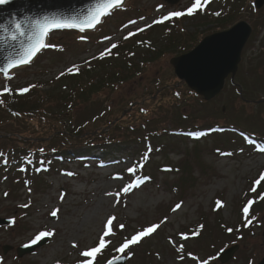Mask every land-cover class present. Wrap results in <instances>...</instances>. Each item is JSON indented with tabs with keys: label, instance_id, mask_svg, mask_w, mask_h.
<instances>
[{
	"label": "rangeland",
	"instance_id": "374dc122",
	"mask_svg": "<svg viewBox=\"0 0 264 264\" xmlns=\"http://www.w3.org/2000/svg\"><path fill=\"white\" fill-rule=\"evenodd\" d=\"M234 1L211 0L192 16L154 23L170 13L186 12L194 0L173 5L167 0H129L95 32L50 34L51 47L33 65L0 80V98L32 85L30 90L55 97L40 112L49 115L41 126L76 132L99 129V119L105 115L122 118L106 137L109 143L79 144L52 138L57 134L46 139L47 130L36 123L29 126V119L0 114V137L25 142L31 150L40 142L51 151H70L72 146L74 151L91 149L84 160L77 155L58 158L39 176L18 178L10 173L0 181V218L12 221L0 228V264H79L80 252L97 246L109 217L116 218L114 235L105 238L111 243L94 264H106L116 256H124L125 264H220L219 254L234 245L238 249L225 264L264 260V181L255 183L264 174V143L253 139H264V7L255 10L253 0H245L233 12L229 26L243 21L252 32L233 83L226 79L213 100L205 102L190 92L175 78L169 63L183 48L180 38L202 39L228 30L215 18L223 17ZM112 44L117 47L101 59ZM68 69H73L71 74ZM118 71L134 76L116 83L111 75ZM94 80L106 83L101 92L70 110L61 105L58 93ZM131 102L137 104L127 108ZM29 132L43 138H24ZM182 164L189 168L184 185L178 172ZM138 165H145L142 174L150 176L149 181L128 171ZM68 172L73 175H65ZM136 183L139 187L123 193L124 187ZM217 200L223 207H216ZM249 201L253 203L247 218L252 223L246 225L243 208ZM177 204L181 207L173 211ZM54 209H59L56 217L50 215ZM153 224L161 226L126 254L115 252L125 238ZM198 229L199 235H193ZM45 231L54 235L44 237L43 247L17 258L18 248L33 244ZM4 246L11 248L6 254Z\"/></svg>",
	"mask_w": 264,
	"mask_h": 264
},
{
	"label": "water",
	"instance_id": "95a60500",
	"mask_svg": "<svg viewBox=\"0 0 264 264\" xmlns=\"http://www.w3.org/2000/svg\"><path fill=\"white\" fill-rule=\"evenodd\" d=\"M104 0H10L5 5H0V68L6 66L8 61L17 59L23 54L27 47V35L18 36L13 41L10 37L15 33L16 24L21 25V31L26 34H35L39 31L37 25L54 23H70L82 25L88 18L89 13L94 11L97 5ZM129 2L122 0L121 6L111 11L120 10ZM178 0H167L170 5L176 4ZM264 7V0H254L253 8L261 10ZM109 14V15H110ZM108 16V15H107ZM97 24L94 28L85 27L81 32L79 27L53 29L49 32L75 30L79 33L94 32L102 23ZM251 27L241 21L230 29L214 33L201 40V42L190 52L170 60L173 67L174 76L186 85L189 91L209 102L220 94L224 88L225 80L230 77L232 81L241 59V53L251 35ZM48 36L45 43L48 45ZM47 47L42 49L33 58L32 62L20 66L10 71L9 76L12 78L17 70H22L34 63L36 58ZM9 79L0 73V80ZM12 221L0 218V228L10 226ZM47 239L43 238L34 244L25 245L16 250L17 258L31 255L36 249L43 247ZM238 246L234 245L218 256L220 264H225L231 260ZM11 248L4 246L3 254L10 251ZM126 258H121L115 264H125ZM259 264H264V260Z\"/></svg>",
	"mask_w": 264,
	"mask_h": 264
},
{
	"label": "trees",
	"instance_id": "16d2710c",
	"mask_svg": "<svg viewBox=\"0 0 264 264\" xmlns=\"http://www.w3.org/2000/svg\"><path fill=\"white\" fill-rule=\"evenodd\" d=\"M235 6L229 7L230 9L223 14V17L220 19H216L217 22H219L222 27L229 26L233 21V12H236L237 7L242 8L245 4V0H235L232 2ZM230 27V26H229ZM223 29V28H222ZM179 41L183 42V48L180 50L178 55H182L185 53L190 52L192 49L198 45V43L201 41L197 36L191 35L189 37H182L179 39ZM135 74V73H134ZM133 72H116L111 75V77H114V80L116 83H121L124 81H127L131 78H133ZM110 77V78H111ZM106 83L103 82V80H100L99 82L92 81L91 83H88L86 85H83L77 89H73L70 92L63 95V93H58L59 96H61L59 99H61V105H63L65 108L67 106V110L73 109L77 107L78 105L84 103L85 101L89 100L93 95L101 92L105 88ZM51 94H44L41 92H38L35 89L29 90L27 93L20 94V90L14 91L13 94L10 96H5L4 98H0V114L5 115V117H11V118H21V119H29L26 120L30 125L34 127V123L38 124L37 126L44 128L47 130L48 134L45 137L46 139L49 138L53 134H57V136H53L52 138L59 137L61 138H69L71 140H74L76 142L89 144L93 142H110L111 140L106 137H109V132L114 126H118V123L121 122L122 118L119 119L118 116H111L105 115L102 119H99L100 122V128L94 129V130H83L79 129L76 132H73L72 130H66L65 132H61L57 129V127L52 128L48 126L47 124H44L41 126L39 123H42V121L46 122V120L49 119V115L46 113L41 114V111L43 110V107H45L47 104L51 103L52 101L56 100L55 97ZM173 98H178V94L174 93L172 94ZM180 99V98H179ZM11 100V101H9ZM133 104H137L136 102H131L128 104L127 108L133 106ZM68 112V111H67ZM40 113V114H39ZM138 114V109L137 112ZM144 114V113H141ZM1 116V115H0ZM134 116V115H133ZM125 118V116H123ZM120 120V121H118ZM118 121V122H117ZM131 121V120H130ZM114 124V125H113ZM28 125V124H27ZM223 129H229V127H222ZM220 128V130H222ZM33 129V128H31ZM215 129V128H213ZM212 130V129H211ZM26 132L30 131L29 129H25ZM30 134V135H29ZM29 137H25L26 139H42L43 137L33 136L31 132H29ZM23 136V135H22ZM236 138V137H235ZM257 142L264 143L259 138H253ZM0 143L2 144V147L0 148V181H3L7 177L8 174L14 173L16 177L23 178L24 176L30 177L31 174L40 175L41 172H47L50 169V166H52V162L57 160L58 158L67 157V156H75L77 155V158L80 160L86 159V156L88 155L87 151L91 150L88 148L87 151H74V147L72 146L69 149L62 150V151H51L49 148H47V143L35 144L37 146L36 149L31 150L29 148L32 147H26L25 145L27 143L25 142H18L15 139H5L3 137H0ZM9 147V148H5ZM40 148L41 150H38ZM45 148V149H44ZM105 148V147H104ZM70 153H69V152ZM88 151V152H89ZM89 156V155H88ZM92 160H99L92 156ZM19 162V164H18ZM16 165V166H14ZM145 165H138L133 169V172L137 175H139L140 179L144 181H149L150 176H145L142 174L145 171ZM15 167V168H14ZM14 168V169H13ZM14 170L13 172H10L11 170ZM178 172H180L181 178L180 183L181 185H184L186 183V179L189 178V168L188 166H185L182 164L180 168L178 169Z\"/></svg>",
	"mask_w": 264,
	"mask_h": 264
},
{
	"label": "snow or ice",
	"instance_id": "6c2138e0",
	"mask_svg": "<svg viewBox=\"0 0 264 264\" xmlns=\"http://www.w3.org/2000/svg\"><path fill=\"white\" fill-rule=\"evenodd\" d=\"M10 0H0V5H5L7 3H9ZM211 2V0H194V2L192 3V5L190 7L187 8L186 12L184 11H178V12H173L170 13L167 16H164L162 19L160 20H156L154 21V23H163L166 20L171 19L172 17H176V18H180L183 17L185 15L188 16H192L194 14H196L197 10H201L203 11L204 7L207 6L209 3ZM122 0H104L103 3L97 5L96 9L92 12L89 13L88 18L84 21V23L82 25H76V24H70V23H54V24H44L43 26L41 25H37L39 31L35 34H26L23 31H21V25L16 24L15 26V33H13L11 35V39L13 41H15L18 36H26L27 35V47L24 49L23 54L19 55L17 59H13L8 61V63L6 64V66L0 68V73H3V75L9 79H11V77L9 76V73L11 70L18 68L20 66L23 65H27L30 64L33 60V58L37 55V53H39L42 49H44L45 47H51V45H47L45 43V39L48 36L49 32L52 31L53 29H62V28H76L79 27V30L81 32L85 31V27L87 28H94L97 24H99L101 22V18L104 16H107L111 13L112 10L117 9L121 6ZM214 15L219 16L220 13L216 12L214 13ZM131 23H135L134 21ZM127 27V25L125 26ZM149 27H151V25H149ZM144 29L141 28L139 29V31H143ZM134 33H130L129 35H133ZM125 39H128V37H125ZM117 45L112 44L111 48L108 49L105 53H102L100 58L103 59L105 55L107 54H111V49L116 48ZM76 66H74L75 68ZM79 69L76 68V71H78ZM73 71V69H68V72L71 74ZM64 73H61V75H63ZM31 87H35L34 85L29 86V88H23L20 90V94H24L27 93ZM5 92H8V88L6 87L4 89ZM129 172H132L133 169H129ZM65 175L68 176H72L73 173L68 172L65 173ZM261 181H264V174H261L259 179L256 180V184L259 185ZM139 187V183L136 184H129L128 186L124 187L122 189L124 194H127L131 189ZM253 191H255V189H252ZM5 196H7V193H5ZM63 195H61V200H63ZM253 201H249L248 202V206H245L243 208V214L246 218L245 220V224L249 225L252 223V219H248L247 217L249 216V208L251 207ZM28 205H23V207H27ZM181 207L180 204H177L172 210L176 211ZM216 207L217 208H221L223 207V204L221 201L217 200L216 201ZM59 212V209H54L50 215L52 217H56L57 214ZM115 217H109L106 221V224L104 226V231L103 234L99 237L98 240V244L95 247H92L90 250H85L80 252V256L83 258L79 264H94V261L97 257L98 254H101L103 250H105L108 245L111 243V240H106V237H109L111 235H114L112 228H113V221L115 220ZM161 223H164V221H161ZM160 224H153L150 225L148 227L143 228L141 231H139L138 233H136L135 235H132L130 238H125L123 240V242L115 248V252L117 253H121V254H126V250H129L131 246L133 245H137L143 238L150 236L151 234H153L154 232H156V230L160 227ZM121 229L124 228V225L121 224L119 226ZM201 228L203 227L202 225L200 226ZM228 232H232L233 229L229 228L227 229ZM52 235H54L53 232H40L36 238L32 241V243H36L38 240L44 238V237H51ZM193 235H199V229L193 233ZM182 239H188V236L186 235H182L181 237ZM171 243V241H170ZM73 247H77L76 244L72 245ZM177 251H182V247L178 248ZM121 257L120 256H116L113 259H109L106 264H115L116 261H118ZM193 259H196L195 257H193ZM204 264H207V261L204 262ZM251 264V262H250Z\"/></svg>",
	"mask_w": 264,
	"mask_h": 264
}]
</instances>
